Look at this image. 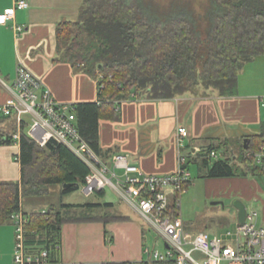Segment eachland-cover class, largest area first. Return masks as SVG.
Returning <instances> with one entry per match:
<instances>
[{
	"label": "trees",
	"instance_id": "trees-1",
	"mask_svg": "<svg viewBox=\"0 0 264 264\" xmlns=\"http://www.w3.org/2000/svg\"><path fill=\"white\" fill-rule=\"evenodd\" d=\"M188 7L173 5L162 13L150 0H84L79 20L58 26L57 60L92 78L104 77L100 103L74 105L79 133L98 156L102 155L99 123L108 101L127 100L140 93L167 100L201 91L234 97L244 65L264 56V0H209L204 16L198 17ZM16 132L13 120L6 141L1 137L0 144H15L10 134ZM247 138L249 150L244 146ZM245 139L235 154L220 159L209 157L212 148L206 150L207 178L264 175L254 156H247L264 146V122L260 134ZM18 162L20 181L0 180V227L10 224L11 215L22 209L23 198L49 196L53 186H61L64 194L72 192L85 184L89 174L88 167L66 147L55 141L41 147L26 129L21 133ZM65 184L72 186L64 189ZM111 207L108 203L63 204L32 213L27 226L29 242L46 248L52 264H57L62 226L127 219L109 211ZM138 264L175 263L148 259Z\"/></svg>",
	"mask_w": 264,
	"mask_h": 264
},
{
	"label": "crops",
	"instance_id": "crops-1",
	"mask_svg": "<svg viewBox=\"0 0 264 264\" xmlns=\"http://www.w3.org/2000/svg\"><path fill=\"white\" fill-rule=\"evenodd\" d=\"M27 1L28 9L16 11L14 20L0 24V78L4 82H0V106L14 89L20 63L44 81L56 101L73 105L100 103L97 79L57 60V28L61 23L79 20L84 0ZM14 3L15 0H0V15L11 9ZM14 25L24 27V32L16 34ZM260 95L224 97L214 91H201L199 94L186 93L173 99L156 100L147 93H140L127 100L108 101L99 123L100 158L111 165L115 155L126 154L145 174L170 175L178 170V157L184 155L188 159V170L190 164H197L200 176L208 182H223L246 194L250 191L246 180L236 177L208 179L203 159L206 150L211 148L218 153L219 159L228 153L233 155L245 137L257 135L253 127L260 125L262 128L264 122ZM2 116L0 113V139L3 137L5 142L13 119ZM180 126L189 131L182 147L177 137ZM220 145L226 147L225 152L220 151ZM19 156V145L0 144V180L20 181ZM251 184L254 195L258 196L260 189L256 181H251ZM215 189L212 193L220 195V190ZM104 203L112 205L109 211L118 204L113 201ZM117 215L127 219L107 224H64L60 262L57 264L142 262L146 255L143 228L129 215ZM37 247L43 248L41 245Z\"/></svg>",
	"mask_w": 264,
	"mask_h": 264
},
{
	"label": "built area",
	"instance_id": "built-area-1",
	"mask_svg": "<svg viewBox=\"0 0 264 264\" xmlns=\"http://www.w3.org/2000/svg\"><path fill=\"white\" fill-rule=\"evenodd\" d=\"M29 8L27 0H15L14 6L0 15V24L14 20L16 11ZM20 35L24 27L14 25ZM104 77L98 75L101 88ZM0 82L4 84L3 81ZM264 105V97L260 99ZM0 113L13 119L17 132L11 135L20 146L23 129L41 147L55 141L79 158L89 169L83 193L91 196L111 191L119 201L137 214L143 223L165 243V253L146 254L152 261H174L175 264H264V222L257 226L258 213L246 214L243 224L237 222L234 231L224 236L211 237L208 233L188 230L181 215V196L192 176L187 169V157H178V170L170 175H148L135 165L130 156L117 154L112 164H106L81 136L78 130L74 105L54 99L44 81L34 75L23 63L16 70L14 89L0 106ZM179 146L189 137L186 127H178ZM254 156L256 164L264 169V146ZM218 159L216 151L209 153ZM30 215L23 208L14 212L10 224L15 233L13 264H52L49 251L29 242L27 226Z\"/></svg>",
	"mask_w": 264,
	"mask_h": 264
},
{
	"label": "rangeland",
	"instance_id": "rangeland-1",
	"mask_svg": "<svg viewBox=\"0 0 264 264\" xmlns=\"http://www.w3.org/2000/svg\"><path fill=\"white\" fill-rule=\"evenodd\" d=\"M152 5L159 8L162 13L169 11L171 6L185 4L196 14L204 16L209 0H150ZM173 4V5H172ZM188 7V8H189ZM78 17L75 19L77 20ZM74 20V19H73ZM206 23V22H203ZM205 26V25H204ZM1 79V78H0ZM261 94L264 97V56L255 58L246 63L238 76L237 94ZM262 120L264 121V105L260 106ZM253 132L259 134L262 132L260 125H257ZM29 128L26 129L28 132ZM225 131V130H224ZM238 150V148H237ZM236 150V152H237ZM220 151H226V147L220 145ZM17 164L16 162H14ZM236 163H238L236 161ZM197 164H190V173L192 183L186 188L181 196V215L187 225L188 230L193 233L205 232L211 237L216 235L224 236L229 230L234 231L238 222L237 211L233 206L236 200L242 201L247 209V213L252 211L258 213L256 220L257 226L264 222V175L260 176H240L236 177L241 181H247L249 192L242 194L237 192L236 188L224 185L223 182H208L199 174ZM209 179V178H208ZM227 179V178H224ZM218 180V179H216ZM16 182L17 180H12ZM251 181H256L260 193L254 195V186ZM11 182V181H9ZM246 184V185H247ZM256 186V184H255ZM218 188L220 195H215L212 191ZM214 189V190H213ZM252 193V194H251ZM118 200V201H117ZM113 201L116 207L111 209L115 214H127L132 220L138 222L144 230L143 250L149 249L151 252L159 251L165 253L164 241L153 231H151L129 207L121 204L119 199L111 192L107 191L104 196L94 194L86 196L83 193V185L77 190L64 194L61 186H53L50 189V195L46 197H25L22 200V207L26 212L48 211L53 206L61 207L63 204L86 205L102 204ZM99 213L98 210L92 211ZM15 233L11 224L0 227V264H13L15 251ZM149 255H144V261H148ZM138 264V263H134Z\"/></svg>",
	"mask_w": 264,
	"mask_h": 264
},
{
	"label": "water",
	"instance_id": "water-1",
	"mask_svg": "<svg viewBox=\"0 0 264 264\" xmlns=\"http://www.w3.org/2000/svg\"><path fill=\"white\" fill-rule=\"evenodd\" d=\"M249 143H250V139L247 138L244 140V146L246 150H249ZM71 186H72L71 184H65L64 189L69 188ZM233 206L237 211L238 222L240 224H243L245 222L246 214H247V209H246L245 204L240 200H236L233 203Z\"/></svg>",
	"mask_w": 264,
	"mask_h": 264
}]
</instances>
